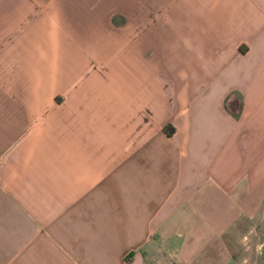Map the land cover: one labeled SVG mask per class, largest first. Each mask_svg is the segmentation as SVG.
I'll return each instance as SVG.
<instances>
[{"label":"crops","instance_id":"0c3cea01","mask_svg":"<svg viewBox=\"0 0 264 264\" xmlns=\"http://www.w3.org/2000/svg\"><path fill=\"white\" fill-rule=\"evenodd\" d=\"M10 1L0 264H253L264 242V0H72L105 11L67 77L63 27L49 44L40 24L49 0H23L35 9L21 24Z\"/></svg>","mask_w":264,"mask_h":264},{"label":"rangeland","instance_id":"374dc122","mask_svg":"<svg viewBox=\"0 0 264 264\" xmlns=\"http://www.w3.org/2000/svg\"><path fill=\"white\" fill-rule=\"evenodd\" d=\"M39 1V0H37ZM46 2V0H44ZM49 5L48 7L45 8L46 11H48V16L46 17L44 13V23L40 22L42 24V31H43V36L44 38L48 41L49 44L52 43L53 40L57 39V30L60 29L59 26L63 27L61 30V35L59 36V40L61 41L63 47L62 55L63 58L65 59V67H64V73L66 77L69 75L70 71V60L73 58L78 57V53L80 51L81 56L86 55L88 50H82L85 46L81 44V42L85 43L87 41V37L89 36V33L87 31L89 25H101V19L102 17L101 14L105 10L104 7L102 9L99 8L96 16H92V13L90 14L89 11L87 10V6L89 5V2H79L77 1H72V0H49ZM10 8L13 6H16L17 8H23L22 10V17L18 18L17 24H21L23 20H25L28 15L35 9L31 8L29 4H27L23 0H11L9 3ZM74 5H78V7H75ZM83 5H86L84 7ZM119 5V1L113 0L112 6L115 8V6ZM23 6V7H22ZM4 7V6H3ZM9 10V8H5L3 10ZM69 12V15H68ZM75 12V13H74ZM57 13H59V16L61 18L57 17ZM68 15V16H67ZM46 18L48 21H46ZM36 19H34L35 21ZM31 25L34 24V22L30 23ZM12 25V23L10 24ZM71 27H79L81 30V36L77 37L74 33L73 30L69 28ZM86 28L84 31H82ZM43 38V40H44ZM43 40L38 39L37 40V45L34 43V46H41L43 44ZM17 42L22 41V36H17L16 38ZM116 49V47H114ZM100 52H103L101 50ZM41 52L39 50L34 51L32 57L34 59L38 58L40 55L44 56V52ZM51 59V57H49ZM69 60V62H67ZM51 71V68H50ZM73 73V72H71ZM260 243L259 241L257 244ZM251 261H254L253 264H264V242L262 243L261 247H258L255 253V258H252Z\"/></svg>","mask_w":264,"mask_h":264},{"label":"trees","instance_id":"16d2710c","mask_svg":"<svg viewBox=\"0 0 264 264\" xmlns=\"http://www.w3.org/2000/svg\"><path fill=\"white\" fill-rule=\"evenodd\" d=\"M164 131H165L166 134H169V133H171L172 128H171L169 125H167V126L164 128Z\"/></svg>","mask_w":264,"mask_h":264}]
</instances>
